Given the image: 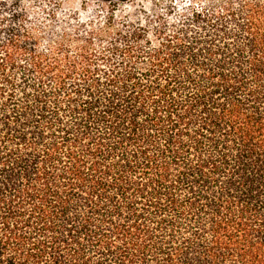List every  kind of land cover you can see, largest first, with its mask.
<instances>
[{"label": "trees", "instance_id": "obj_1", "mask_svg": "<svg viewBox=\"0 0 264 264\" xmlns=\"http://www.w3.org/2000/svg\"><path fill=\"white\" fill-rule=\"evenodd\" d=\"M104 1L0 2V264H264V0Z\"/></svg>", "mask_w": 264, "mask_h": 264}, {"label": "rangeland", "instance_id": "obj_2", "mask_svg": "<svg viewBox=\"0 0 264 264\" xmlns=\"http://www.w3.org/2000/svg\"><path fill=\"white\" fill-rule=\"evenodd\" d=\"M182 1L183 3H187L188 0ZM0 2H5L10 6L14 5L19 8L32 10L35 19L39 22H44V11L48 10H57V12L61 10L62 12L70 11L80 13H82V10H84L85 13H82V15H80V18L87 19L92 17L95 14L94 12L97 10H104L107 8V6L116 5L115 2H107L104 0H0ZM139 4H143L146 7L149 6L146 0L131 1L130 3L123 6L132 7L133 5L136 6Z\"/></svg>", "mask_w": 264, "mask_h": 264}]
</instances>
